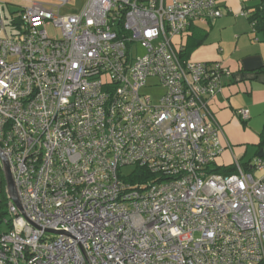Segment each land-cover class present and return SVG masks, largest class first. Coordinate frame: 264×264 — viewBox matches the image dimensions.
I'll use <instances>...</instances> for the list:
<instances>
[{
	"label": "built area",
	"instance_id": "built-area-1",
	"mask_svg": "<svg viewBox=\"0 0 264 264\" xmlns=\"http://www.w3.org/2000/svg\"><path fill=\"white\" fill-rule=\"evenodd\" d=\"M224 2L86 0L67 16L33 2L13 27L0 2V149L25 215L76 237L10 201L0 264H264V178L217 165L208 101L228 71L172 43Z\"/></svg>",
	"mask_w": 264,
	"mask_h": 264
},
{
	"label": "crops",
	"instance_id": "crops-1",
	"mask_svg": "<svg viewBox=\"0 0 264 264\" xmlns=\"http://www.w3.org/2000/svg\"><path fill=\"white\" fill-rule=\"evenodd\" d=\"M221 11L215 19L192 21L185 33L173 36L172 43L183 60L218 63L228 71L221 76L220 90L208 101L225 147L217 165L231 169L235 158L244 170L264 178V156L263 165L255 166L258 152L264 149V73L259 71L264 65V31L249 19L264 12V0H225ZM239 109L248 112L247 118L238 114ZM3 177L0 190L5 189L8 197Z\"/></svg>",
	"mask_w": 264,
	"mask_h": 264
},
{
	"label": "rangeland",
	"instance_id": "rangeland-1",
	"mask_svg": "<svg viewBox=\"0 0 264 264\" xmlns=\"http://www.w3.org/2000/svg\"><path fill=\"white\" fill-rule=\"evenodd\" d=\"M86 0H0L3 3L12 4L11 7L21 6L26 7L30 6L33 2L41 3L47 9L52 8L55 14H59L60 16H67L74 11L81 9ZM47 31L49 35L53 36L56 33L53 25L47 26ZM128 51L131 57H136L139 55H143L145 53V48L140 45V43H132L128 47ZM156 82L155 79H148L147 85L142 88V94L149 96L151 102L156 104L159 101V98L164 94L165 88L159 85H154ZM152 84V85H151ZM151 85V86H149ZM135 169V166H124L121 168V173L129 174ZM4 175L3 169L0 163V176ZM9 217H7L8 219ZM2 230H7L9 228V224L6 221L2 222L1 226Z\"/></svg>",
	"mask_w": 264,
	"mask_h": 264
},
{
	"label": "trees",
	"instance_id": "trees-1",
	"mask_svg": "<svg viewBox=\"0 0 264 264\" xmlns=\"http://www.w3.org/2000/svg\"><path fill=\"white\" fill-rule=\"evenodd\" d=\"M11 5L12 4L10 3H3L4 16L9 19H12V16L15 13L19 12L22 8L21 6H16V5H13L14 7H11ZM249 19L251 23L254 24V27H256V29L264 31V12L261 11L260 13H253L252 15H250ZM15 25H16V22L14 21V19H12V27ZM178 56L180 57V59H183L180 54H178ZM259 71L264 73V65L259 68ZM262 144H264V141ZM219 169L224 172L231 171V169H224V168H219ZM142 179H143L142 171H140V174L136 175V177H134L132 181L134 182L141 181ZM3 182H5L4 177H3ZM9 202L10 200H9V197H7L5 189H1L0 190V221L1 219L3 220L7 215V207H8Z\"/></svg>",
	"mask_w": 264,
	"mask_h": 264
},
{
	"label": "water",
	"instance_id": "water-1",
	"mask_svg": "<svg viewBox=\"0 0 264 264\" xmlns=\"http://www.w3.org/2000/svg\"><path fill=\"white\" fill-rule=\"evenodd\" d=\"M257 155L259 157L264 156L263 149H261L258 152ZM0 163H1V166H2V169H3V173H4V176H5L6 189H7L8 197H9L10 201H12L20 209V211L22 212L23 217L29 223H31L32 225H34L36 228H38L40 230L50 231V232L59 233V234L63 233V234L69 235V236H71V237H73L75 239L76 237L72 236L71 233H69L68 231H66L64 229H53V228L40 227L37 224H35L34 222H32L25 215V213H24V211L22 209V206L20 204V200H19L16 188H15V184H14V181H13V178H12V174H11V172L9 170V163H8V160H7V157H6V153L4 151H2L1 149H0Z\"/></svg>",
	"mask_w": 264,
	"mask_h": 264
}]
</instances>
